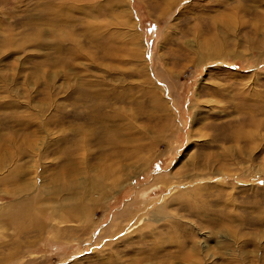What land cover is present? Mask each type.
<instances>
[{
	"label": "rangeland",
	"instance_id": "1",
	"mask_svg": "<svg viewBox=\"0 0 264 264\" xmlns=\"http://www.w3.org/2000/svg\"><path fill=\"white\" fill-rule=\"evenodd\" d=\"M0 264H264V0H0Z\"/></svg>",
	"mask_w": 264,
	"mask_h": 264
},
{
	"label": "bare ground",
	"instance_id": "2",
	"mask_svg": "<svg viewBox=\"0 0 264 264\" xmlns=\"http://www.w3.org/2000/svg\"><path fill=\"white\" fill-rule=\"evenodd\" d=\"M111 144V143H110ZM71 169V168H70ZM69 174V173H68ZM70 174H71V172H70ZM69 174V175H70ZM111 174V173H110ZM117 176V175H116ZM115 179H117V178H115ZM75 183H77L76 181H75ZM113 183H115V182H112L111 184H113ZM114 185V184H113ZM104 185H102V187H101V192L103 193H101V195H103V196H106V187H103ZM96 189V188H95ZM108 189V188H107ZM54 192V191H53ZM53 192H51V193H53ZM33 208V207H32ZM80 208V207H79ZM75 211V210H74ZM70 215V214H69Z\"/></svg>",
	"mask_w": 264,
	"mask_h": 264
}]
</instances>
